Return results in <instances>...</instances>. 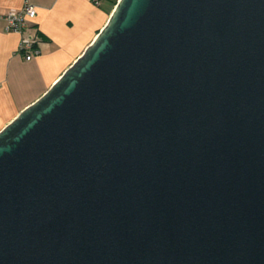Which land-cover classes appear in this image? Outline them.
<instances>
[{"label": "water", "instance_id": "95a60500", "mask_svg": "<svg viewBox=\"0 0 264 264\" xmlns=\"http://www.w3.org/2000/svg\"><path fill=\"white\" fill-rule=\"evenodd\" d=\"M0 264H264V0H118L0 131Z\"/></svg>", "mask_w": 264, "mask_h": 264}, {"label": "crops", "instance_id": "0c3cea01", "mask_svg": "<svg viewBox=\"0 0 264 264\" xmlns=\"http://www.w3.org/2000/svg\"><path fill=\"white\" fill-rule=\"evenodd\" d=\"M26 2L37 9L35 22L7 31L4 17ZM113 9L111 0H0V131L82 55ZM30 35L40 39L38 53L26 60L19 45Z\"/></svg>", "mask_w": 264, "mask_h": 264}, {"label": "built area", "instance_id": "2783aa9c", "mask_svg": "<svg viewBox=\"0 0 264 264\" xmlns=\"http://www.w3.org/2000/svg\"><path fill=\"white\" fill-rule=\"evenodd\" d=\"M36 17V7L26 2L22 9H14L4 17L6 29L10 32L23 33L29 23L35 22ZM39 40L37 35L24 36L21 39L19 50L24 54L26 60H30L33 54L38 53L37 44Z\"/></svg>", "mask_w": 264, "mask_h": 264}, {"label": "trees", "instance_id": "16d2710c", "mask_svg": "<svg viewBox=\"0 0 264 264\" xmlns=\"http://www.w3.org/2000/svg\"><path fill=\"white\" fill-rule=\"evenodd\" d=\"M117 1H118V0H111V4H112L113 8L115 7ZM38 36H40V35L38 34Z\"/></svg>", "mask_w": 264, "mask_h": 264}]
</instances>
